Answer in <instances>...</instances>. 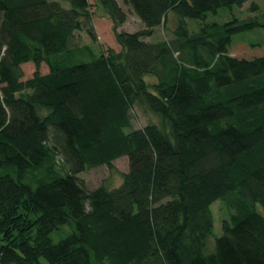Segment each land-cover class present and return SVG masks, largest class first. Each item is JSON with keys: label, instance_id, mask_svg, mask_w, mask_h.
<instances>
[{"label": "trees", "instance_id": "1", "mask_svg": "<svg viewBox=\"0 0 264 264\" xmlns=\"http://www.w3.org/2000/svg\"><path fill=\"white\" fill-rule=\"evenodd\" d=\"M96 1L120 51L94 49L89 0H0V264H264V56L229 54L260 24L209 20L257 3L123 0L143 25L129 32L116 0ZM169 15L171 37L145 39ZM135 107L161 125L133 128ZM123 156L116 186L78 177Z\"/></svg>", "mask_w": 264, "mask_h": 264}, {"label": "rangeland", "instance_id": "2", "mask_svg": "<svg viewBox=\"0 0 264 264\" xmlns=\"http://www.w3.org/2000/svg\"><path fill=\"white\" fill-rule=\"evenodd\" d=\"M125 12V21L118 26L117 30L136 31L143 28V25L139 18L133 13L129 6L123 3V0H116ZM258 5V10L255 12L250 11L249 4L245 3L241 8H221L217 15H209V20H216L218 22H224L233 17L239 19L247 18L248 16H256L260 25H257L251 29L237 32L232 35L231 44L229 46V54L237 58L251 59L258 56H264V0H254ZM91 3V10L93 11L92 24L96 32L97 41L93 43V47L96 51H99L101 47L103 49L112 48L115 51H120L121 45L118 43L115 31L113 28V21L108 14V11L104 10L101 6L97 5L96 0H89ZM174 17L169 15L166 22V26H157L153 34L145 39L150 41L168 39L171 37V30L174 27ZM77 41L80 44L90 43V39L84 32L76 35ZM45 69L44 67L42 70ZM25 72L30 74L33 70L31 65L25 67ZM151 79V77H150ZM152 80V79H151ZM149 122H155L161 125L159 116L146 110L144 107H135L132 111L131 126L133 128H140ZM54 170L59 173H63L62 161L59 157L54 158ZM128 169V160L126 156L119 157L112 162V166L101 165L89 168L78 174L87 189H93L101 184H105L109 187L116 186L121 182L122 173ZM42 168L34 169L28 172L24 178V182L29 184L33 189L37 186L38 180L42 177ZM262 210V207L259 206ZM212 215L214 218V231L216 235L222 233L221 220L227 215V208L223 202H215L211 206ZM71 231L68 225H63L60 229L51 233V239L53 242L64 236L67 232Z\"/></svg>", "mask_w": 264, "mask_h": 264}]
</instances>
